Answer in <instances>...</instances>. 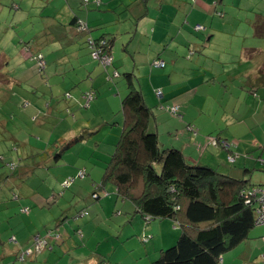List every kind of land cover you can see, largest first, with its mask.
<instances>
[{"label":"rangeland","instance_id":"1","mask_svg":"<svg viewBox=\"0 0 264 264\" xmlns=\"http://www.w3.org/2000/svg\"><path fill=\"white\" fill-rule=\"evenodd\" d=\"M170 0H151V3L168 2ZM183 10H173L171 7H165L161 16H156L157 12L150 9V15L148 19L143 17L140 20V32L141 36L133 43H130V53L136 48L146 50L149 45H152L153 53L156 52L157 41L150 42L149 40L153 36L155 29V23L153 20L159 22H169L170 19L177 15L176 24L180 23L181 26L187 25L186 19L189 17L191 11L194 9L191 0H181L184 2ZM202 1V0H201ZM220 0H209L208 2H216ZM226 3L233 2L235 9V16L240 19L248 18L251 22H256L259 16L264 17V0H224ZM7 7L4 8L5 14L8 17L15 15V10L11 7L12 3L21 4L22 8L20 13H32L33 17L38 21L41 1L39 0H0ZM204 2L207 3L206 0ZM60 0H57L54 5V9H59L61 12ZM225 4V3H224ZM226 5V4H225ZM12 8V9H11ZM26 11V12H24ZM151 18V16H153ZM188 15V17L186 16ZM198 15V14H197ZM209 22L212 17L218 21H222L220 17L214 15L213 12H209ZM228 16V15H227ZM199 17V15H198ZM198 17L195 15L192 17V26L198 21ZM145 18V20H144ZM226 18V17H225ZM227 19V18H226ZM144 20V21H143ZM136 25V21L134 22ZM203 24V23H202ZM23 25L27 26V23ZM18 24L16 34L20 37L26 38V30L22 29V26ZM180 25H176L178 29ZM205 25V24H204ZM220 25V24H219ZM206 27L207 24L205 25ZM39 30V26L37 25ZM194 29V28H192ZM253 29V28H252ZM162 28L158 27V33L160 34ZM193 34V33H192ZM201 42L207 40V36L204 33L193 34ZM11 38L8 41L17 42L14 44H7L5 49L8 55L12 58L9 71L5 73L4 78H0V232L1 230H7L1 232L2 240L7 242L5 249L0 246V256L5 254L6 264H70L71 262L77 263L79 260L83 264L88 263L87 259H95L100 264H152L160 254L161 246L164 249L170 248L176 244L178 238L182 234V230L176 224L177 232L172 230L170 226L172 221L170 220H153L148 221L141 215H134L132 210L133 204L129 200L119 199L115 193L114 185L110 182L106 183V189L100 190V199L92 194L96 191V186L92 184L91 180L97 184L101 183L107 163L111 159V155L115 151V144L118 143L122 134V114L120 113L121 101L127 95L125 93V82L122 77H118L113 81L107 80V72L102 70V74L97 77H92L93 87L97 93L94 102L91 106L80 108L74 101L67 100L65 95L70 93L74 100L81 98V92L87 90L90 85H81L77 88L75 80L77 77L71 75H56L51 77L48 75H38L35 64L30 59L32 52H26L23 48L27 41H19V37L15 36L13 31L9 35ZM34 36V35H33ZM202 36V38L200 37ZM178 38V37H177ZM36 38H32L31 42L27 44L31 49ZM176 40V39H175ZM180 40L184 41V37L180 36ZM203 44L204 43H199ZM222 42L216 37L213 44H221ZM245 43V40L243 44ZM251 42H246L247 46ZM186 44V43H183ZM252 44V43H251ZM73 44L72 46H74ZM259 49L258 53L254 54L255 59L262 62L264 66V38L257 40L256 44H253ZM72 46H65L64 41L56 42V44L49 45L51 54L45 52L46 60L51 63V70L58 67V71L65 67L63 61L70 60V56L66 59L65 54H68V50L72 49ZM40 48L41 46L38 45ZM234 51L237 48H232ZM199 50V49H197ZM204 51V49H203ZM200 51V52H203ZM0 49V54H1ZM115 68L120 74L129 67V63L132 62L131 56L127 55L123 50V46L120 42L116 43L114 48ZM186 52V51H185ZM222 52H210L208 60L205 59V63L210 67L215 64L212 57H220ZM195 54L200 55L197 51ZM194 54V55H195ZM192 55L191 57H194ZM133 56V54H132ZM185 54H183V57ZM135 61L139 63V67H135V74L140 82H143L147 77L151 76L150 63L151 60L148 54L142 52L140 55H134ZM212 58V59H211ZM231 58V57H226ZM253 58V61L257 65V62ZM200 61V60H199ZM108 63L107 60L104 61ZM196 63V62H195ZM0 63V67H1ZM132 68V67H131ZM112 74V68L108 69ZM246 71H252L253 68L245 65ZM50 72V70H49ZM184 77L190 72L185 70ZM201 73V72H200ZM51 74V73H50ZM164 74L160 77L161 83L165 82L168 78L172 83H175L174 74ZM9 79L23 80L28 79L29 83L36 82L39 90H34L32 87L27 88L25 85L22 87H12V81ZM142 76V78H140ZM247 76V75H246ZM15 77V78H14ZM199 76L196 80L188 82L183 85L181 83L179 89L175 91H187V93L195 94L197 97L192 101L194 107H190L191 115L186 120H182L179 115L166 116L165 122L160 121V132L167 131L170 127L166 122L173 123L172 128L176 129L177 126L185 128L190 132H199L205 135L208 132L213 134H223L230 138V143L237 148L242 145L243 148L255 149L259 148L258 142L264 141V89L259 91V96L255 97V100H244L239 96V99L233 100L235 105L238 104L237 110L232 111L231 108L221 113V108L225 106L230 99L229 96H224L223 89L217 87L212 88ZM51 79V82H50ZM67 79V80H64ZM186 79V77H185ZM55 84L52 86V84ZM96 83V85H94ZM27 84V83H26ZM33 85V84H32ZM35 85V83H34ZM51 86L54 88V94L51 92ZM174 87V85H172ZM241 91V90H240ZM249 91V88L247 89ZM235 95L239 91L234 92ZM211 95L212 99L210 103L205 104V97ZM247 97V95L245 96ZM248 98V97H247ZM82 101V100H81ZM239 101V103H238ZM255 102H259V106L254 105ZM47 104H53L52 108L47 107ZM230 104V102H229ZM227 104V105H229ZM230 107V106H228ZM33 108V109H32ZM39 110V113H36ZM205 109V113L201 114V110ZM31 111H35L36 114H30ZM50 111V113H49ZM14 112V114L12 113ZM35 115V116H34ZM165 115H169L168 113ZM35 117V119H34ZM173 119L176 121L170 122ZM34 120H37L34 122ZM180 121V122H179ZM111 126H107L106 124ZM190 123L191 125H188ZM36 126L34 127V125ZM255 126H259V129ZM109 129V130H108ZM94 132L92 136L85 137V140H79V143L75 144L70 149V154L67 153L65 159L68 162H72L78 169L82 170L85 175H77L76 184L69 186L67 189L63 187L62 178L59 175L62 172L58 170H51L48 173L47 170L38 168L33 173L31 178L26 177L27 173L18 176L16 172L9 166V163H15L20 165L19 160L24 157H28L31 154V147L29 143L39 138L40 132H45L42 136L41 146L44 150L48 149L51 145L59 143V141H67L75 136L85 135V131ZM113 130V132H111ZM199 130V131H197ZM198 133H196L197 135ZM255 134H259L258 140ZM178 139L170 137L171 142L176 146H181V141L184 142L182 135H178ZM163 137H168L167 134ZM162 137L161 142L165 143ZM87 138V139H86ZM169 139V138H168ZM38 141V140H37ZM168 142V141H167ZM32 146V145H31ZM264 147V145H263ZM182 150V147H174ZM216 148V147H214ZM220 149V148H218ZM223 150V149H221ZM41 152V151H37ZM188 153V148L186 149ZM198 155V149H197ZM196 155V156H197ZM37 158V155H35ZM41 157L38 156V158ZM198 157V156H197ZM24 162V161H23ZM244 162L237 163L229 167L238 171L240 168L244 173ZM246 166L250 170V174L244 175L246 181L250 180L251 184L264 185V168L257 162H245ZM75 170V171H77ZM225 170V169H224ZM18 173V172H17ZM221 173V172H220ZM15 174V175H14ZM14 180H8L13 178ZM233 178V177H232ZM85 180L84 183L82 181ZM93 185V186H92ZM55 187V196L50 201L49 196L51 192L48 189ZM19 198H16V197ZM33 196V197H32ZM108 199V200H107ZM111 199V200H110ZM94 201V204L92 203ZM92 203V204H91ZM91 204V206H89ZM134 207V206H133ZM22 208H31V210H37L41 212L42 216L35 220V223L22 222ZM80 208H85L88 212L87 217L91 219L89 230L85 231V238L87 242H83L82 238L77 234V229L82 224L86 223L84 216H79L77 212ZM74 209V210H73ZM61 210H67L66 225L67 230L70 232V236L65 239V242L56 249V255H51V259L48 262L41 260H16L15 251L13 247L8 244V237L13 231V227L18 223L22 225L27 224L28 231L25 238H22L19 242H26L27 246L31 245V236L37 235V233H44L45 228L50 225L55 228V221L63 215ZM61 213V214H60ZM97 214V215H96ZM10 224V225H9ZM10 226V227H9ZM264 226H256L253 232L263 231ZM162 232V233H161ZM77 234V236H76ZM260 238V237H259ZM262 243V239H260ZM69 243V248L66 246ZM264 249H258L249 257V251L244 252V246H241L234 251L227 253L224 257L229 263L225 264H263L264 263ZM103 256V257H102ZM103 258L107 260L102 261ZM78 260V261H76ZM221 264H223L221 262Z\"/></svg>","mask_w":264,"mask_h":264},{"label":"trees","instance_id":"2","mask_svg":"<svg viewBox=\"0 0 264 264\" xmlns=\"http://www.w3.org/2000/svg\"><path fill=\"white\" fill-rule=\"evenodd\" d=\"M39 1H41V13H39L38 18L41 20L38 21V24L32 13H20L21 17L27 18L28 22H31L30 26H22V29L26 30V38L20 37L15 31L18 26L16 13L21 11L22 5L13 2L11 7L16 11L15 15L8 17V14H5L3 11L7 6L3 2H0V49L2 51L0 54V63L2 65L0 67V78L6 76L5 73L9 71L12 59L8 55L5 46L17 43L14 40L11 43L8 41L11 38L9 36L11 31H13L15 36L19 37V41L28 40L23 49L26 52H32L30 59L35 64L36 73L41 76L48 73L46 70H48V66L50 67L51 64L46 60L47 57L44 54L45 52L52 53L49 45L56 44L59 41H64L65 46L75 44L72 46V49L68 50V54H65V57L70 56L73 60V65L71 68H66L64 72H59L58 74L65 75L67 70L72 71L75 69L76 73H74V76L77 77L78 74L79 76L76 78L74 86L80 88L81 85H90L87 90L81 92V98L78 100H74L70 93L65 95L67 100L74 101L80 108L91 106L97 96L95 89L90 88L93 85L92 77L95 78L102 74V70L107 72V80L109 81L122 77L126 86L125 93L127 90V95L122 99L120 108L123 118V131L118 143L114 146L115 151L106 165L101 183H96L95 185L96 191L94 192V196L100 199L99 191L104 190L105 184L110 182L114 185L115 193L119 199L131 201L134 206V215H141L148 221L170 220L181 228L182 234L176 244L170 248L161 250L159 257L152 264H221L222 259L227 253L250 240L253 229L261 225L257 223L258 202L262 196L258 191L264 188V185L251 184L250 180L246 181L245 178H232L210 166L190 164L186 161L181 150L163 148L161 146L160 137L156 130V115L153 109L146 104L142 88L140 87L141 82L135 74V67L138 68L139 63H137V60L135 61L134 55H137L139 50H133V56L131 54L132 62L129 63L128 68L124 66L125 71L131 69L130 72L120 74L114 66L115 55L113 51L116 43L120 42L118 38L120 39L121 36L104 32L105 26H107L105 24L108 23H102L103 19H91L95 12L103 14L112 12L113 17L121 18L124 13L131 12L134 9L133 13L135 12L136 14L132 15L131 20H129L132 26H128L129 29L131 28V34H133L136 30L140 29L139 22L143 17L146 18L145 14L147 13V9L142 8L143 12L136 9L140 4L144 5L147 1L130 0V5H125V1L127 2V0H121V2L109 0L107 2L109 9H106V11L101 9L99 11L103 5L102 0H60L62 3L60 5L61 12L58 11L59 9H54L51 6L57 0ZM192 3L193 6H196V0H192ZM207 3L210 7L208 11L213 12L214 15H218L222 19V21H219V24L222 25L226 21V18H234L237 8L235 9L233 2L226 3L224 0H220L214 3ZM112 6L116 8H112ZM122 6L125 8L122 9ZM119 8L123 10L120 13L117 12ZM186 16L188 17V15ZM234 19H240V17L237 15ZM240 20L247 22L253 28L252 30L257 38H264V17L259 16L256 22H251L248 18ZM135 21L137 22L136 25ZM100 24L104 25L100 26ZM114 24L118 29L123 30V27L127 25V21L120 23L118 19ZM37 25L40 28L39 30L37 29ZM128 27L125 29L126 31L129 30ZM192 28H194L195 32L192 30L191 33L197 35L204 33L206 36L207 33L205 31L210 29V27L207 28L204 25L192 26ZM224 34L233 33L224 32ZM32 38H36V40L31 43L34 45L31 49L27 44L31 42ZM39 38L44 40L39 43ZM128 43H121L124 52L128 51ZM210 44L211 42L209 41L207 44L201 45L199 50L194 48L195 51H189H197L200 55L206 49L210 52H216L217 50L216 53H218V49L211 47ZM38 45L41 47L39 48ZM232 48H237L236 44H233ZM245 50V59L242 60V55L239 59L242 60L244 68L247 65L255 70L256 64L253 61V58L255 59L253 55L254 51ZM80 53H85L83 57L86 56L92 63L89 73L84 78H82L83 73L79 71L80 63L78 62L81 61L79 60L80 57H76V54ZM105 60L108 63H105ZM165 60L162 56L155 58L150 63V73L153 70L159 71V73L167 71L170 61ZM255 61L257 60L255 59ZM68 65L70 66V64ZM109 68H112V74L108 72ZM244 71L247 72L245 69ZM261 73L259 80L264 82V72L261 71ZM9 78L10 76H8V81H12V87H22L25 85L27 88L32 87L36 91L39 90L36 82H34V85V83H29L28 79L23 83V80H17L15 77V79ZM54 85L53 83L52 86ZM52 86L50 90L54 94ZM158 91L162 93L161 98L157 95ZM155 94L162 101L164 98L162 89H156ZM52 105L47 104V107L52 108ZM172 107L174 106H168L165 110L172 116L179 115V108L177 107V112L173 113ZM35 110L37 111L36 113L40 114L37 108ZM12 113L14 114V112ZM36 113L35 111L30 112V114ZM179 116H182V114ZM106 125L111 126L108 123ZM94 134V132L86 130L83 136L77 135L67 141H59L55 145L50 144V147L43 151L44 153L40 152L41 157L39 158V152L34 151L33 153L31 151V154L27 158L24 157L23 160H19V166L15 163H9V166L18 176L27 173V175L25 174L26 177L30 178L32 175L29 172L30 169L26 168L25 163L36 161L40 163V161L45 159L47 154L48 157L49 155L50 157L52 156L53 163L56 162L55 166L57 168L55 170L62 172L59 175L62 178V174L67 173L66 169L69 172L71 171L68 166L75 168V170L78 169L72 162H68L65 159L67 153L70 154V149L79 143V140H85V137ZM217 144L219 145L221 142L218 140ZM30 147L31 149L33 148L32 146ZM35 155H37V158H33L36 157ZM75 170L73 169V173L76 172V175H73L74 177H63L65 178V180H62L64 188L67 189L71 186L72 184L70 185V183L76 180L78 174H81L80 176L85 175L82 170ZM35 171L32 172L34 173ZM8 180H14V177ZM16 198L19 197L17 196ZM31 211V208L21 209L22 214H29ZM64 211L61 210L63 212L62 216L65 215ZM87 213L85 212L84 214ZM77 231L79 237L82 238V233L79 230ZM69 234L70 232L68 231L66 235L64 229L59 227L55 221V228L48 225L44 233H37L35 237L32 236L31 245L15 252L16 260H30L51 246L53 242L59 243L66 239L69 237ZM14 235L10 238L8 244L13 245L17 243L16 233ZM6 243L2 240L0 234V246H2L3 250ZM37 244L40 245L38 249L35 248ZM5 258V254L0 256V264H6Z\"/></svg>","mask_w":264,"mask_h":264},{"label":"crops","instance_id":"3","mask_svg":"<svg viewBox=\"0 0 264 264\" xmlns=\"http://www.w3.org/2000/svg\"><path fill=\"white\" fill-rule=\"evenodd\" d=\"M121 2V0H118ZM144 1V0H143ZM147 2L144 3V5L140 4V6L137 7L136 10H140V12L143 9H147V13L144 14L146 15V18L148 19V15H150V9H153L154 11L157 12L156 16H161L160 19L162 18L163 15V11L165 9V7H171L173 10H183L184 7L182 4L185 3L181 2V0H170L168 2H157V3H151V0H146ZM183 1V0H182ZM207 2L209 0H206ZM107 2H109V0H102L103 5L101 6L100 10H104L106 11V9H109V7L107 6ZM131 1L127 0V2L125 1V5H130ZM192 2V0H191ZM138 4V2H137ZM186 5V3H185ZM115 6H112V8H114ZM116 8V7H115ZM125 7L122 6V9H124ZM122 9H118L117 12L120 13L123 10ZM210 7L208 6V3L204 2V0H196V6L194 7V10H192V12L190 13L189 17L186 19V23L189 24V26L187 25H183L181 26L180 23L176 24V18L177 15H175L173 18L170 19V23L167 22H162L161 25H159V22L155 21L154 19H152L155 23V29L152 32L153 36L151 37V39L149 40L151 43L157 41V50L156 52L153 53L152 51V45H149L147 47L146 50H143L141 48H136L138 51L137 55H140L142 52H144L145 54H148V57L151 60V62L155 59L158 58L159 56L164 57V59L169 60V66L167 68V71H165L167 74L169 72V74H174V80L175 83H172L170 81V78H168L165 82L161 83L160 77L163 76L164 74L159 73V71H155L153 70L151 73L150 77H147L145 80H143V82H141L140 87L142 88L143 91V95H144V99L146 104L151 107L156 115V121H157V127L156 130L159 134V137L162 139L163 136H165V134L168 135V137H163L165 140L164 142H161L160 139V144L163 148H174V147H182V153L186 159V161L190 164H198V165H204V166H210L212 168L217 169L219 172H221L224 175H228L230 177L236 178V179H243L242 177H244V175H246V173L250 174V170L248 169V167L246 166L245 162H257V164H259L261 167L264 168V141H259L258 145L259 148H255V149H247V148H243L242 145H239L237 148H235L231 143H230V138H228L227 136L217 133V134H213L212 132H208L205 135L201 136L202 134H199V132L196 135V133L194 132H190L188 131L185 127L186 126H182V128H179L177 126L176 129L172 128L173 123H169L166 122L167 125H169L170 127L168 128L167 131H162L160 132V130L162 129L160 127V124L158 122L163 121L165 122L167 120V118H165L166 116H171L165 109H167L168 106H176L179 108H177V110L179 111V115L182 114L183 121L186 120V118H189V116L191 115L190 113V107H194L192 101L197 97L195 94L192 93H187L185 94L187 91L183 90V91H178L179 86L181 83L188 84V82L196 80L199 76L202 78V76L204 77L203 80H206V82L209 84V86H211L212 88L217 87L218 89H223L225 94L224 96H229V100L227 102V104L229 105H223V107L221 108V113H224V111H226L227 109H230L232 111H236L237 110V105H235L236 103L233 102V100L235 99H239V96L243 98L244 100H252L250 99L253 98L255 100V97L259 96V91H261L262 89H264V82H261L260 77H261V71L264 72V66H262V62L258 60L257 65H256V69L252 70V71H244V67L242 65V60L245 59V55L244 52L246 51L245 49H249L253 52V55L255 53H258L260 55L259 49L257 47H255L253 44H256L257 40H260V38H257L252 30V28L249 26V24L247 22H243V20L240 19H234V18H228L226 19V21L222 24L219 25V21L216 20L214 17H212L211 22H209L208 18L209 16V11ZM134 9L131 10V12H127L124 13L122 15V17H113V13H107V14H103L100 12H95L94 15H92L91 19L94 20H98V19H103L102 23H108L105 24L107 26H105L106 28L104 29V32H110L114 35H120V39L118 38V41L120 40L121 43H128V46L130 47V43H133L135 41V39H139V36H141V32L140 30H136L133 34H131V28L129 29L128 26L131 25V23H129L132 18V15H135L136 13L134 12ZM139 14V13H138ZM199 17H198V15ZM17 15V23L20 25H23L24 22L27 23L28 26L31 25V22L27 20V18H23L20 16V11H18L16 13ZM195 15V17H198V21L201 23L196 22V24H194V27L197 25H206L210 27V29H207L205 32L207 33V40L205 41V44H207L209 41L211 42V47L217 48L219 52H222L220 57L216 58L215 56L212 57L215 64L218 65H211L210 67H208V65L205 63V59L208 60L210 58V56H208V53H210V51H207V49L205 50V52L201 55L195 54V52H190L189 50H194L195 49H200L202 44H198L196 42L199 43H204L201 42L200 40L197 39L196 36H194L191 32L193 29H191L192 27V17ZM153 16H151V18H153ZM120 20L121 22H126L127 21V25L126 27H123L124 29H118V27L114 24L117 22V20ZM145 20V19H144ZM143 20V21H144ZM164 20V19H163ZM115 21V22H114ZM111 22V23H110ZM203 23V24H202ZM140 24V22H139ZM104 24H100V26H102ZM115 25V26H114ZM176 25H180L179 28H176ZM204 25V26H205ZM25 26V25H24ZM132 26V25H131ZM130 26V27H131ZM128 27V31H126L125 29ZM140 27V25H139ZM158 27L162 28L160 34L158 33ZM206 27V26H205ZM208 28V27H207ZM124 31V32H122ZM194 31V30H193ZM195 32V31H194ZM224 32H230L233 34H224ZM223 33V34H222ZM44 35V34H43ZM125 35V36H124ZM42 36V35H41ZM180 36L184 37V41L180 40ZM39 37V36H37ZM43 37V36H42ZM178 37V38H177ZM202 38V36H200ZM216 37H218L220 39V41L222 42L221 44H213V42L215 41ZM176 39V40H175ZM44 39L39 38L38 42L41 43ZM245 40L246 42H251L250 44H248L247 46L245 45V43L243 44ZM186 43V44H183ZM203 44V45H205ZM233 44H236L237 46V50L234 51L232 49ZM128 47V51H126V54L129 56H131L130 50ZM230 47V48H229ZM135 49V50H136ZM255 49V50H254ZM134 50V51H135ZM247 50V51H249ZM186 51V52H185ZM195 51V50H194ZM215 52V51H214ZM217 52V50H216ZM218 52V53H219ZM85 55V53H83ZM82 53L80 54H76V57H80L78 63H80L79 65V71H81L82 74V78L86 77L87 74L89 73V70L92 66L91 61H89V59L85 56L83 57ZM183 54H185V56L183 57ZM195 54V55H194ZM190 55H194V57H190ZM242 55V60L239 59V57ZM69 56L66 57V59H68ZM226 57H231V58H226ZM82 58L83 61H82ZM211 58V59H212ZM251 59V58H250ZM165 60V61H166ZM200 60V61H199ZM196 62V63H195ZM240 62V63H239ZM62 63H64L65 67L61 68L60 71H58V67H54L55 69L51 70L50 68H48V70H46V72H48V75L51 77V79H53V76L58 75L59 72H64L66 68H71V66L73 65V60L70 58V60L67 61H63ZM239 63V64H238ZM70 64V66L68 65ZM264 65V64H263ZM51 66V64H50ZM50 70V72H49ZM188 70L190 73L186 74L184 77V71ZM201 72V73H200ZM51 73V74H50ZM74 73H76L75 69H73L72 71L67 70L66 75H71L74 76ZM79 73V72H78ZM164 73V72H163ZM247 74V76H246ZM79 76V74L77 75V77ZM141 77V76H140ZM50 79V82H51ZM67 80V79H64ZM82 81V80H81ZM24 83V81H22ZM29 82V80H28ZM174 85V87L172 86ZM93 90L95 89L93 86L90 87ZM178 88L176 91L175 89ZM249 88V91H247V89ZM156 89H162L163 93H164V98L162 99V101L160 99L157 98L156 94H155V90ZM90 90V89H88ZM239 91L241 95H239L238 93L235 95V91ZM241 90V91H240ZM247 95V97H245ZM212 96H206L205 97V104L208 105V103H210ZM95 103V102H94ZM239 103V101H238ZM254 105L259 106V102H255L254 101ZM230 106V107H228ZM201 114L205 113V109L201 110ZM169 114V115H165V114ZM170 118V117H169ZM36 121V120H34ZM176 121L175 119H173L170 122ZM180 122V121H179ZM188 125H191L190 123H187ZM36 126V124L34 125V127ZM256 128L259 129V126H255ZM199 131V130H197ZM45 134V132H40L38 135L39 138L35 139L34 141L30 142L29 145H32V151L34 153V151H41V153L44 151V149L37 147V145L39 144V146H41V140H42V136ZM179 134L182 135L183 141H181V146H176L175 144H173L171 142L170 137L174 138V139H178L179 138ZM256 138L259 140V134H255ZM219 137V138H216ZM169 138V139H168ZM218 139L221 144H217L216 140ZM38 140V141H37ZM168 141V142H167ZM216 147V148H214ZM188 148V153L186 152V149ZM220 148V149H218ZM180 149V148H179ZM197 149H198V155H197ZM223 149V150H221ZM40 153V152H39ZM40 153V155H41ZM44 153V152H43ZM198 157H197V156ZM239 160V163H242L244 165V173L242 172V170L240 168H237L238 171H235L234 169H231L229 166L232 165L234 166L237 161ZM26 164V168L30 169V174L33 175L32 171L36 170V169H45L48 171V173L52 172L51 170H55L57 167L55 166L56 162L53 163L52 160V156L49 157L45 156V159H43L42 161H40V163L37 161L36 162H32V163H25ZM29 164V165H28ZM230 164V165H228ZM24 167V166H23ZM68 168L71 170L70 172L68 171V169H66L67 173L62 174V176L66 178V176L70 177V176H75L76 172L73 173V169L75 170V168L68 166ZM225 169V170H224ZM30 175V176H31ZM73 176V177H74ZM61 180H65V178H63ZM31 178V177H30ZM76 180H74V182L72 181L70 183V185H74ZM85 180L82 181V183H84ZM93 185H96V182L91 180ZM71 185V186H72ZM92 185V186H93ZM263 186V185H262ZM55 187H52L51 189H48V192H51V195L49 196L50 201L53 200L55 194ZM106 189V188H105ZM92 196L94 197V193L92 194ZM33 197V196H32ZM108 200V199H107ZM111 200V199H110ZM94 204V201L92 202ZM91 203V204H92ZM91 204H89V206H91ZM134 209V207L132 206V210ZM74 210V209H73ZM67 210H65L64 212H66ZM81 212V213H80ZM86 212L85 208H80V211L77 212L80 216H84V220H86L85 224H82L80 226V228H78L77 230L80 231V233H82V240L83 242H87L86 238H85V231L89 230L90 227V221L91 219H89L87 217V214H84ZM83 213V214H82ZM23 215V214H22ZM97 215V214H96ZM42 216L41 212H38L37 210H32L31 213H27L24 214L22 217V222H29L31 223H35V220H38L40 217ZM66 217H67V213H65L64 216H61L59 219H56V224L59 227H62V229H64L65 234H68L67 229V225H66ZM171 222V221H170ZM65 223V224H64ZM260 226H264V224H261ZM10 227V226H9ZM170 228L174 231L177 230L175 223L172 222V225L170 226ZM5 231L7 230H1V232L6 233ZM28 231V226L27 224H24L21 226V224H17L15 226V228L13 229L11 235L8 237V241L10 240L11 237L15 236L14 233H16V239H17V243L11 245L14 249L15 252H18L20 249L26 248L27 243L26 242H21L22 245L20 244V240L22 238L26 237ZM0 232V234L2 235V233ZM67 232V233H66ZM177 232V231H176ZM162 233V232H161ZM33 236V235H32ZM31 236V238H32ZM36 235H34L33 237H35ZM70 236V234H69ZM77 236V234H76ZM78 237V236H77ZM250 240L244 242L241 246V248H243L244 246V252L249 251V257L251 258L252 255L257 251L258 246L259 249H264V229L263 231H258V232H253L251 233L250 236ZM260 237V238H259ZM260 239H262V243H260ZM65 242V239L62 240L59 243H54L49 246L48 248H46L45 250L41 251L40 254H37L34 256V258L30 259V260H41L43 262H48L51 259V255H56L55 251L56 249H59L58 247H60L63 243ZM66 246L69 248V243H66ZM240 246H238L235 249H238ZM163 250V246H161ZM234 249V250H235ZM61 250V247H60ZM233 250V251H234ZM264 254V251H263ZM103 257V256H102ZM4 260V259H3ZM88 263L86 264H100V262H98V260L95 259H87ZM107 260L106 258H103L102 261ZM78 261V260H76ZM222 263H229L227 261V259L224 257L222 259ZM70 264H73L72 262ZM74 264H83V262L81 260H79L77 263ZM232 264V263H231Z\"/></svg>","mask_w":264,"mask_h":264},{"label":"built area","instance_id":"4","mask_svg":"<svg viewBox=\"0 0 264 264\" xmlns=\"http://www.w3.org/2000/svg\"><path fill=\"white\" fill-rule=\"evenodd\" d=\"M157 95H158L159 98H161L162 97L161 91H158ZM171 110H172L173 113H176L177 112V107H172ZM258 192L261 193L262 196L260 197L259 202H258L259 203V208H258V212H257L258 213L257 223L258 224H264V188L260 189ZM39 247H40L39 244L35 245V248L38 249Z\"/></svg>","mask_w":264,"mask_h":264}]
</instances>
